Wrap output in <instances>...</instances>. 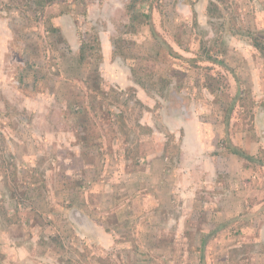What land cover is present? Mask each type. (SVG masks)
<instances>
[{"label": "rangeland", "instance_id": "obj_1", "mask_svg": "<svg viewBox=\"0 0 264 264\" xmlns=\"http://www.w3.org/2000/svg\"><path fill=\"white\" fill-rule=\"evenodd\" d=\"M129 2L53 0L33 13L0 0V85L13 86L0 90V209H15L0 264H264V49L253 46L264 47V0ZM80 123L102 134L92 160L70 139ZM183 129L206 143L190 169L210 157L221 173L194 174L185 199L164 178L123 187L129 159L156 156L175 174ZM228 146L248 169L226 162ZM232 192L242 215L211 209Z\"/></svg>", "mask_w": 264, "mask_h": 264}, {"label": "crops", "instance_id": "obj_2", "mask_svg": "<svg viewBox=\"0 0 264 264\" xmlns=\"http://www.w3.org/2000/svg\"><path fill=\"white\" fill-rule=\"evenodd\" d=\"M0 78L2 79V70H0ZM13 82H14V76L13 78L11 79ZM1 82V80H0ZM0 90L1 92L3 93V95H5V97L7 96H10V93H11V90L10 88L13 87V86H4L2 87L0 85ZM16 89H18V87H16ZM37 95L38 97L37 98H40V91H37ZM22 98V107H24L25 109H34V101H31V97L30 96H26V95H23L21 96ZM38 112H40L38 110ZM40 116H38L39 118ZM140 123V122H139ZM183 128V127H182ZM183 135L181 137V140H180V143L178 144V147H179V159L180 162L178 165V167L175 169L176 170V173L174 174V172H170V174H168V179L166 178L165 176V173H163V170L165 169L162 165V160H160L159 158H157L156 156H151L150 159H151V162L148 161L144 164H136L134 162L131 163L130 160H127V164H125L124 166V174H123V177H120V179L123 180V182L125 183V185L123 187H125L126 189L130 186H132L133 184H135L136 186L135 187H147L145 186L146 182L148 180L151 181H155L156 185H158V182L162 181V179L160 180V178H164V180L167 182V187H170L171 189V192H179L178 196L182 199H185V195L189 192V189L191 188L189 185H187V183H189L190 181H192L193 178V175H198V178L199 180H201V178L203 177V172L206 171L207 172V175L210 177V179L216 174V173H221L222 171V168H223V164L221 165L220 163H222L221 161L217 160L218 163H219V171L218 169H216V166L212 165V160H210V157H207L204 159H199V167H201L203 170H193L190 169V167L193 166V163L195 162H198V157H197V149L198 148H202L204 147L205 148V145L206 143L203 141H201L200 138H198V143H193L192 142V139L190 136L187 135V132L185 129H183ZM64 134H62V136H59V135H56V137H54V139L56 140V147H59V142H62V141H65L67 140V138L65 136H63ZM72 138H70L71 140L75 139L76 141H80L84 147L86 148V152H82L84 153L85 157H88V159L92 160L91 159V154H93V147H91L93 145V141L97 142L99 141L100 139L98 138L99 136H102V134H98L97 136H92L90 135L89 131L87 130V128H85L81 123L78 124V126L76 127V131L74 134H72ZM96 135V134H95ZM67 136V134H66ZM71 137V136H70ZM52 141H53V136H52ZM100 142V141H99ZM98 143V142H97ZM84 148V149H85ZM77 151V150H76ZM229 153H231L233 156L232 157H227V161L226 162H230V164L232 165V167H234L233 169L236 170V172H238L239 170H246L248 169V167L246 168L245 166L242 168H239V166L242 164V162L244 161L241 157H234V155H237L235 153H232L229 151ZM83 157V156H82ZM148 157L149 155L145 156L144 158L148 160ZM200 157V155H199ZM93 158V157H92ZM204 158V157H203ZM87 159V161H89ZM146 160V161H147ZM88 163L90 162H87L86 164H84V166L86 167V169H89L88 167ZM195 166V165H194ZM227 170H225L226 172ZM88 172V170H87ZM224 172V171H223ZM224 172V173H225ZM195 177V176H194ZM61 182V181H60ZM62 184V182H61ZM159 186V185H158ZM158 186H157V189H158ZM122 187V188H123ZM206 187H209V182H207L206 184ZM243 186L241 187H238L236 189L237 192L243 190L242 188ZM121 188V189H122ZM233 193V192H232ZM147 195L149 194L150 196H152L155 200H156V203H157V199L158 200H161V196L159 197V194L156 195L154 193H146ZM238 194L236 193H233L227 200L225 198L221 199L219 202L214 201V202H210L209 205L211 206V209L213 211H218L219 213L223 214L225 217H233V218H237L238 214H241L240 213V210L242 209V205H241V200L239 199V197L237 196ZM171 198H173V196L170 195ZM246 200V199H245ZM225 202V203H224ZM9 202H3V210L0 209V212H1V215H0V220H1V223H0V236L1 237H5L6 234H7V228H8V225H7V219L10 218V216L12 215V212L13 210L15 211L14 207L12 206L11 207V203L7 204ZM153 203V202H151ZM244 203V202H243ZM48 205L49 206H54V201H50L48 200ZM260 205V202H257L256 203V207ZM167 209L165 208L164 210H162V215L164 216V214L166 213L167 214ZM161 213V212H160ZM242 215V214H241ZM87 217H90L88 215H85ZM86 218V217H85ZM87 219V218H86ZM88 220V219H87ZM96 227V226H95ZM177 236H180V234H173L171 233L170 234V237L174 240L175 237ZM203 242H204V239H203ZM168 245L169 244H172V247H174V245L176 244H173V243H169L167 242ZM137 245V244H136ZM140 246H142L140 244ZM138 247V245L136 246ZM143 248V247H142ZM142 248H139V250L141 252H143L144 250ZM179 248V247H177ZM174 249V248H173ZM18 252H21L22 253V249H19L18 248ZM165 250H168V249H165ZM175 250V249H174ZM2 253L4 254H8L10 255V253H14V249L13 248H10L8 246H6V248H3V250L1 251ZM6 254V255H7ZM7 257V256H6Z\"/></svg>", "mask_w": 264, "mask_h": 264}, {"label": "trees", "instance_id": "obj_3", "mask_svg": "<svg viewBox=\"0 0 264 264\" xmlns=\"http://www.w3.org/2000/svg\"><path fill=\"white\" fill-rule=\"evenodd\" d=\"M23 1V0H22ZM25 1H30L31 2V5H34L35 7L34 8H32L33 10H32V12L33 13H35L36 11H37V9L38 10H40V9H42V8H44L45 7V5H47L48 3H50V2H52L53 0H25ZM150 0H130V2H129V4L127 5V9L128 10H134L135 9V7H136V5L137 4H145V3H147L148 4V2H149ZM149 16H150V14L149 13H147V12H141V11H138L136 14H134L133 16H132V19H135V18H137V17H143L145 20H146V18H149ZM23 20V22H26L28 19H26V18H23L22 19ZM47 28H48V30L51 32V33H53V34H57L58 35V32H59V28L57 27V26H54L53 24H51V23H48L47 24ZM59 36V35H58ZM60 37V36H59ZM61 38V37H60ZM253 46H255V47H257V49H264V47H262L261 45H260V43L259 42H256V44L255 45H253ZM86 49H87V47H86V45L84 44V43H82L81 45H80V48H79V57L82 59L83 57H84V52L86 51ZM100 54H98V56H99ZM101 57H99V59H100ZM97 76H99V74H98V70L96 69V70H94L93 71V74H90L89 75V78L91 79V80H95V77H97ZM227 149H228V151H230V152H232V153H235V154H237V155H240V156H242V157H248L247 155H243V151L242 150H240V149H238V148H236L235 146H228L227 147Z\"/></svg>", "mask_w": 264, "mask_h": 264}]
</instances>
